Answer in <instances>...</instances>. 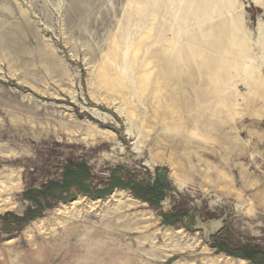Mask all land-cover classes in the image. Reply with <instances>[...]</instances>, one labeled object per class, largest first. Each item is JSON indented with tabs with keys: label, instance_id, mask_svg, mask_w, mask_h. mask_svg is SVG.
I'll list each match as a JSON object with an SVG mask.
<instances>
[{
	"label": "rangeland",
	"instance_id": "374dc122",
	"mask_svg": "<svg viewBox=\"0 0 264 264\" xmlns=\"http://www.w3.org/2000/svg\"><path fill=\"white\" fill-rule=\"evenodd\" d=\"M20 240L264 264V0H0V244Z\"/></svg>",
	"mask_w": 264,
	"mask_h": 264
},
{
	"label": "crops",
	"instance_id": "0c3cea01",
	"mask_svg": "<svg viewBox=\"0 0 264 264\" xmlns=\"http://www.w3.org/2000/svg\"><path fill=\"white\" fill-rule=\"evenodd\" d=\"M57 255L55 247L39 242L0 244V264H66Z\"/></svg>",
	"mask_w": 264,
	"mask_h": 264
},
{
	"label": "trees",
	"instance_id": "16d2710c",
	"mask_svg": "<svg viewBox=\"0 0 264 264\" xmlns=\"http://www.w3.org/2000/svg\"><path fill=\"white\" fill-rule=\"evenodd\" d=\"M80 166H83V165H79V167ZM79 169H73V170H69V171H71V174L74 176V178H77V177H75L76 176V174H79V171H78ZM67 179H69L68 178V176H67ZM67 181H70V180H67ZM124 186H126L127 184H123ZM221 247V246H220ZM221 248H223V247H221ZM225 249V248H224ZM229 253H231L232 255H246V256H250V254L248 253V252H243V253H239V252H234V251H232V250H229V249H226Z\"/></svg>",
	"mask_w": 264,
	"mask_h": 264
},
{
	"label": "bare ground",
	"instance_id": "6f19581e",
	"mask_svg": "<svg viewBox=\"0 0 264 264\" xmlns=\"http://www.w3.org/2000/svg\"><path fill=\"white\" fill-rule=\"evenodd\" d=\"M223 255V254H222Z\"/></svg>",
	"mask_w": 264,
	"mask_h": 264
}]
</instances>
